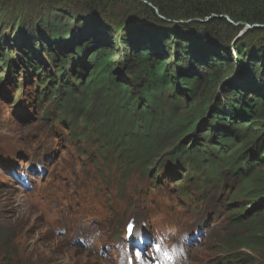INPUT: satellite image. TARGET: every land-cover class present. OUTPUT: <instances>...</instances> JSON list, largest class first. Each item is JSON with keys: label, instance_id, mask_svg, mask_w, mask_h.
<instances>
[{"label": "trees", "instance_id": "trees-1", "mask_svg": "<svg viewBox=\"0 0 264 264\" xmlns=\"http://www.w3.org/2000/svg\"><path fill=\"white\" fill-rule=\"evenodd\" d=\"M49 2L36 22L34 7L16 16L3 3L0 9V69L20 65L42 77V124L54 107L78 142L99 145L126 176L157 180L167 168L191 183L201 181L199 172L205 183L226 175L238 181L228 203L231 226L211 245L222 251L212 261L264 264V27L232 38L244 24L264 26V0ZM112 22L120 45L112 41ZM35 31L55 75L41 73ZM14 33L19 54L4 38ZM184 98L192 113L179 112ZM5 243L3 258L16 262L15 248Z\"/></svg>", "mask_w": 264, "mask_h": 264}, {"label": "rangeland", "instance_id": "rangeland-1", "mask_svg": "<svg viewBox=\"0 0 264 264\" xmlns=\"http://www.w3.org/2000/svg\"><path fill=\"white\" fill-rule=\"evenodd\" d=\"M2 3L6 8L14 11L13 16H16L22 8L27 11L29 7H34L33 14L36 17V22L48 12L47 7L50 2L49 0H0V9ZM227 19L234 27L243 25ZM27 20L30 24L29 17ZM132 25L134 26V24ZM111 27L112 41L114 45H120L121 31L115 30L114 22H112ZM199 28L203 29L204 26H199ZM247 30L250 29L244 25V30L232 38L235 37L236 40L242 38ZM30 32L27 31V34ZM34 33L36 37L38 34L36 31ZM4 38L12 39V50L20 47L15 33L14 35L6 34ZM37 40L38 43L42 41V49L40 47L36 49V53L42 55L44 59L42 71L47 70L55 75V69L46 53L48 45L43 43L39 35ZM32 45L34 44L32 43ZM3 50H9V47H5ZM16 54H19L17 50ZM118 60L121 61L122 59ZM119 69L120 67L117 68V71ZM4 72L5 69L1 67L0 79ZM12 72L9 83L6 82L7 80L0 82V155L10 154L18 166H24L26 162L32 159L37 163L46 165L47 175L36 187V190L32 191L31 195L26 196L14 185L11 178L13 168L3 169L1 167L3 164L0 163V229L10 227L12 230L7 231V234L3 232L0 235V240L4 241L5 239V245H10L12 250L15 248V256L18 257L16 260L21 264H48L50 262H52L51 264H113V259L110 256L105 258L104 256L97 257L93 254H86L78 245L70 244V237H58L50 230L51 226L48 222L57 221L56 216L50 215L55 201L64 206L65 209L73 210L77 220L86 221L90 224V228L97 224L91 223L92 220H98L104 224L109 223L112 216L111 210L108 204L103 207L100 203L101 193L94 189L96 182L93 179L90 164L77 153L76 149L71 148L67 154L65 153L67 147L59 129L54 128L53 132H48L46 128H38L42 115L37 109H29L24 113V118L20 117L22 113H16V108L10 109L11 104L5 99V96L14 83L17 82L20 87L26 85L28 89L34 92L33 83H38L39 79L42 78L36 77L31 80L28 77V81L25 82L21 69ZM117 78L120 82L125 81L123 76ZM182 102L185 105L180 107L181 111L179 112L183 114V111L188 110V113H192L189 110L192 100L184 98ZM197 102H199L198 107H201L200 98L196 100ZM166 152V148H164L159 155L162 156ZM44 156L46 159H43ZM48 177L49 179H47ZM121 187L127 190L128 196L134 200L133 206L123 216L124 222L129 219H136L140 225L144 223L155 225L159 220L164 219L175 221L181 231L189 232L191 235L198 231L197 236L200 238V242L193 249L189 264H202L206 260L210 259L209 261H211L221 255V247L216 246L214 249L211 247L215 243V238L218 235H224L229 228L226 227V224L218 222L223 218L221 214L216 213L212 218V209L207 208L203 215L191 213L189 217L181 208L184 203L177 196V191L170 193L166 191L154 192L148 183L139 182L136 176L132 177L128 183L122 184ZM134 187L141 192V197L136 194L133 195L131 189ZM56 191H59L57 196L48 199L52 203L50 212L49 209L45 208L43 214L40 215L39 204H44L47 201L48 193H56ZM170 240H173L172 236H170ZM2 252L0 249V261L5 262L6 258H3ZM10 259L13 262V259ZM209 261L205 264H208Z\"/></svg>", "mask_w": 264, "mask_h": 264}, {"label": "water", "instance_id": "water-1", "mask_svg": "<svg viewBox=\"0 0 264 264\" xmlns=\"http://www.w3.org/2000/svg\"><path fill=\"white\" fill-rule=\"evenodd\" d=\"M236 25H239V24H236ZM248 29H253V28H259V27H264V26H261V25H255V26H250L248 24H244Z\"/></svg>", "mask_w": 264, "mask_h": 264}, {"label": "snow or ice", "instance_id": "snow-or-ice-1", "mask_svg": "<svg viewBox=\"0 0 264 264\" xmlns=\"http://www.w3.org/2000/svg\"><path fill=\"white\" fill-rule=\"evenodd\" d=\"M129 234H131V226H129Z\"/></svg>", "mask_w": 264, "mask_h": 264}]
</instances>
